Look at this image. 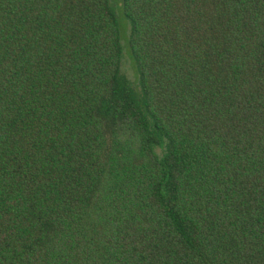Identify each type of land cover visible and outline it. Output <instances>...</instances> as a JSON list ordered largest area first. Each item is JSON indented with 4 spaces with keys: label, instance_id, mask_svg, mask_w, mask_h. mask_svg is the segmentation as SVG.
<instances>
[{
    "label": "trees",
    "instance_id": "16d2710c",
    "mask_svg": "<svg viewBox=\"0 0 264 264\" xmlns=\"http://www.w3.org/2000/svg\"><path fill=\"white\" fill-rule=\"evenodd\" d=\"M0 0V264H264V0Z\"/></svg>",
    "mask_w": 264,
    "mask_h": 264
},
{
    "label": "rangeland",
    "instance_id": "374dc122",
    "mask_svg": "<svg viewBox=\"0 0 264 264\" xmlns=\"http://www.w3.org/2000/svg\"><path fill=\"white\" fill-rule=\"evenodd\" d=\"M113 11L116 18L119 42L122 50V59L120 63V71L127 79H129L130 86L137 88L138 75L137 70L132 58V54L129 48V23L122 11L121 0H111Z\"/></svg>",
    "mask_w": 264,
    "mask_h": 264
}]
</instances>
